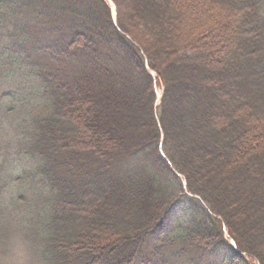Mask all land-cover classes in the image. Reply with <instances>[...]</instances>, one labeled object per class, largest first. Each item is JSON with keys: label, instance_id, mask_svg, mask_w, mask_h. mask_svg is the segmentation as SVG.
Segmentation results:
<instances>
[{"label": "trees", "instance_id": "trees-1", "mask_svg": "<svg viewBox=\"0 0 264 264\" xmlns=\"http://www.w3.org/2000/svg\"><path fill=\"white\" fill-rule=\"evenodd\" d=\"M110 1L0 0V230L40 182L47 264H264V0Z\"/></svg>", "mask_w": 264, "mask_h": 264}, {"label": "rangeland", "instance_id": "rangeland-1", "mask_svg": "<svg viewBox=\"0 0 264 264\" xmlns=\"http://www.w3.org/2000/svg\"><path fill=\"white\" fill-rule=\"evenodd\" d=\"M104 1L106 5L108 6V8L110 9L111 19L114 20L115 11H114L113 4L111 3L110 0H104ZM120 2L122 3V4L120 3V5L122 6L124 1L120 0ZM125 2H127V0H125ZM123 17H125L124 14H123ZM196 30H200V29L197 28ZM230 48H231V45L229 46V40H224V39L219 40L218 39L217 41H215V35L213 34L211 35L210 45H207V48H205L204 50L207 52H210L209 54L210 56H215L218 50H222L224 52V57L226 58L227 61H229L231 60V58L238 55L237 53L238 49L239 51L242 52L241 48H238V49H233V48L230 49ZM191 59H193V61L199 60L203 62L205 60V55L202 52H198L196 54H193V57ZM190 62H191L190 60H186L184 62V67L188 68L187 66L190 65ZM7 68H8V65L6 66V69ZM227 69L228 68H226V70L225 69L220 70L218 72L219 75H223L224 74L223 72L227 71ZM201 75L202 73H197L195 77L197 78V77H200ZM30 83L31 82H28V85L32 87V83L31 84ZM8 87H9L8 85H4L2 89L6 90ZM33 87L36 89L35 92H37V94H35V92L30 93L31 90H27L26 94H27V97H29L28 99L38 97V95L42 92L41 88L36 87L35 85H33ZM154 89L156 91V103H158L162 96V86H159V85L157 87L155 86ZM225 89L230 90L231 88L230 86H228ZM222 90L224 91L223 88ZM28 93H30V96L28 95ZM234 102L236 103V104L234 103L235 106H237V104L239 103L237 100H235ZM32 104H36V102L33 101L31 105ZM235 106H233L232 109H234ZM74 124L75 122H73L72 125L67 127L68 129H70L72 141L76 140V135L78 132V129L76 132L72 130ZM11 135L15 136V133L11 132ZM4 138H6V135H4ZM3 144L4 142H2L1 145ZM12 148L14 149L9 148L10 150L8 149V151L6 152L7 155L9 153L8 158L5 157L4 159L7 162L15 165V170H14L15 172L13 173V175H15L16 173H19V171H22L20 170V168L29 167V165H31V162L28 161L27 157H25L24 155L16 156L13 152L15 150V147H12ZM1 161L2 159H0V162ZM3 168L1 170H3ZM177 178L183 184V178L180 175H178ZM27 180L30 181L29 177H27ZM27 187H28V193L33 192V195L32 196L29 195L27 201L17 202V204L19 205L15 208V210L18 212L16 213L17 215L11 216L12 220L8 219L9 225L7 226V228L0 230L1 232L0 233V240H1L0 241V264H44V263L47 264L46 257L48 256V254L44 252L43 250L45 248L47 249L49 248L47 241H49V239L52 236L53 237L56 236L57 231L54 230L53 228H51L48 233L46 232L44 234H42L39 231L40 224L37 221H35V219L37 217V214L39 215L40 213H42L44 211V208L46 207L43 206V203L37 202L35 199L37 198V196L42 194L43 189L41 188L40 182L37 184L35 182L29 183V184L25 182V184L23 185V188H27ZM14 188H17L15 184L14 185L12 184L7 188L6 195H4V199L6 201L7 199L10 198L9 194L11 190L16 192V189ZM23 193L28 194L26 192H23ZM185 195L186 197H189L191 199H187V198L182 199L180 203L177 204L175 215L173 217L174 220L177 219L179 222L186 221L194 213H199L200 211V205L196 197L189 196L188 194H185ZM84 225L85 224L80 223V219L77 218L75 221V225H73L72 223L68 225L67 231L64 233L65 237L67 236L70 237V236H75V235H80L84 237L91 236L92 234H90L91 231L89 229L90 226H84ZM224 236H225V239L231 244L232 242L228 239L225 231H224Z\"/></svg>", "mask_w": 264, "mask_h": 264}]
</instances>
